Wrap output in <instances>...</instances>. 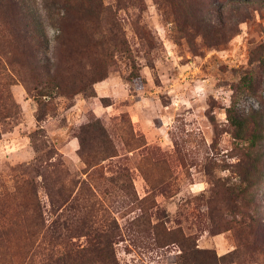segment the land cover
<instances>
[{
  "label": "rangeland",
  "instance_id": "obj_1",
  "mask_svg": "<svg viewBox=\"0 0 264 264\" xmlns=\"http://www.w3.org/2000/svg\"><path fill=\"white\" fill-rule=\"evenodd\" d=\"M80 73L84 90L46 94ZM101 230L118 264H184L186 237L261 264L264 0H0V264Z\"/></svg>",
  "mask_w": 264,
  "mask_h": 264
},
{
  "label": "trees",
  "instance_id": "obj_2",
  "mask_svg": "<svg viewBox=\"0 0 264 264\" xmlns=\"http://www.w3.org/2000/svg\"><path fill=\"white\" fill-rule=\"evenodd\" d=\"M95 4H85L82 1L79 3H75L72 10H69L67 5L61 6L62 8V18L65 15H69L71 12H81L85 13L94 7ZM95 9H98L97 6ZM48 75V74H47ZM51 75V74H50ZM52 83L47 86L48 91L46 94L52 92V88L55 87L57 92L61 94H70L77 93L78 91L84 90L86 85L88 84V78L85 73H80L79 78L73 79L70 84H64L63 80H58L55 76H49ZM242 82L246 86L247 89H252V83L250 79L243 78ZM67 89V90H66ZM45 95V93H43ZM236 101L232 99L229 107L226 109V117L231 125L234 127V137L240 140H243L245 144V148L247 149L246 155L249 156L251 154L252 149L255 147V143L257 140V133L251 132L248 133L245 131V120L239 117L235 108ZM92 123H90L91 126ZM99 129L104 134V127L99 124ZM240 215L244 217L243 221H240V227L251 228V225L254 223H258L256 217L252 214L246 212L242 207L239 211ZM252 221V223L250 222ZM247 225H249L247 227ZM257 233H254V235ZM182 247L181 258L184 259V264H223L226 261L227 255H219L217 256L214 251L208 249L198 248L196 243H190V238H184V244L180 243ZM253 249L258 250L257 244H251ZM62 250L57 249L56 252L49 253L47 264H118L115 255L112 243L109 241V233L107 231H96L93 233V240L91 241V245L85 250L74 249L71 245L61 246ZM209 255V256H208ZM203 261V262H202ZM43 264V263H42ZM261 264H264V259Z\"/></svg>",
  "mask_w": 264,
  "mask_h": 264
},
{
  "label": "snow or ice",
  "instance_id": "obj_3",
  "mask_svg": "<svg viewBox=\"0 0 264 264\" xmlns=\"http://www.w3.org/2000/svg\"><path fill=\"white\" fill-rule=\"evenodd\" d=\"M202 187V186H201Z\"/></svg>",
  "mask_w": 264,
  "mask_h": 264
}]
</instances>
